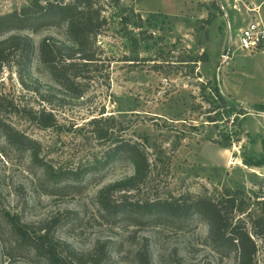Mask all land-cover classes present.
<instances>
[{"label": "rangeland", "instance_id": "rangeland-1", "mask_svg": "<svg viewBox=\"0 0 264 264\" xmlns=\"http://www.w3.org/2000/svg\"><path fill=\"white\" fill-rule=\"evenodd\" d=\"M28 1L0 0V14ZM105 13L108 26L97 44L102 58H110L108 76L102 68L85 79L81 97L53 83L36 57L27 79L38 93L22 85L13 68L0 73L3 123L35 139L39 160L63 174L58 185H49L29 152L15 149L0 130V264H45L11 245L6 213L26 226L50 227L56 238L81 252L96 240H108L103 264H136L134 251L145 241L152 264H235L233 253L213 250L208 225L198 215L111 216L100 209L97 194L133 172L129 162L106 160L112 146L147 138L151 152L167 151L182 137L160 194L176 199L206 192L221 201L238 192L249 209L259 207L256 201H264V119H259L264 118V39L252 51L240 49L236 40L250 21L264 30V0H120ZM11 33L30 36L35 46L44 36L65 40L58 27ZM200 55L205 61L193 65ZM215 88L226 106L215 100L221 107L210 114L219 113L218 120L208 122L210 103L203 96L213 99ZM42 107L54 118L46 128L25 112ZM256 256L263 264V253Z\"/></svg>", "mask_w": 264, "mask_h": 264}, {"label": "trees", "instance_id": "trees-1", "mask_svg": "<svg viewBox=\"0 0 264 264\" xmlns=\"http://www.w3.org/2000/svg\"><path fill=\"white\" fill-rule=\"evenodd\" d=\"M119 2L29 0L20 8L0 14V37L8 34L0 39V73L5 66L13 68L20 83L38 93L39 88L29 86L27 79L36 57L53 83L70 95L81 97L85 91V79L95 78L102 68L108 71L110 58H102L103 51L100 44H97V38L108 26L105 13L107 7L117 6ZM44 27L61 28L64 42L52 36H44L35 46L30 36L11 33L38 31ZM191 61L196 65L205 61V57L200 55ZM105 76H108V72ZM211 95L213 99L203 96L210 103L206 121L216 122L219 113H210L221 106L215 105V102L223 103V107L226 103L218 89L215 88ZM25 112L39 128L49 127L54 122L52 114L46 113L43 107L37 110L29 108ZM0 130L15 149L29 152L31 164L41 167L42 180L53 187L63 181V174L49 171L47 163L39 160V144L35 139L3 123L1 118ZM225 139L229 140V135ZM181 140L182 137L176 139L167 151L159 148L151 152L147 138L143 141L123 139L112 146L106 160L129 162L133 172L98 191L97 203L100 209L111 216L137 219H181L196 214L206 221L207 241L216 253L222 256L233 253L235 264H258L257 253L261 251L264 255V201L257 200L259 207L249 209L243 199H237L238 192H228L221 201L206 192L182 194L176 199L159 193L161 183L166 185L172 155ZM261 163L260 160L256 165ZM112 193L119 194L113 197ZM4 219L11 235V245L28 250L45 264H103L109 257L108 240H96L89 251L81 252L56 238L48 226H26L18 217L7 213ZM134 259L136 264H152L147 241L134 251Z\"/></svg>", "mask_w": 264, "mask_h": 264}, {"label": "built area", "instance_id": "built-area-1", "mask_svg": "<svg viewBox=\"0 0 264 264\" xmlns=\"http://www.w3.org/2000/svg\"><path fill=\"white\" fill-rule=\"evenodd\" d=\"M264 39V30L257 21H250L237 34V46L242 50H255Z\"/></svg>", "mask_w": 264, "mask_h": 264}, {"label": "crops", "instance_id": "crops-1", "mask_svg": "<svg viewBox=\"0 0 264 264\" xmlns=\"http://www.w3.org/2000/svg\"><path fill=\"white\" fill-rule=\"evenodd\" d=\"M258 116H259V115H258ZM244 117H245V119H246V118L249 117V115H245ZM260 118L264 119L263 116H260L259 119H260ZM260 121H262V120H260ZM261 166H263V165H261Z\"/></svg>", "mask_w": 264, "mask_h": 264}]
</instances>
